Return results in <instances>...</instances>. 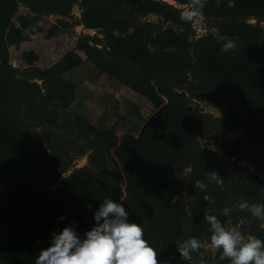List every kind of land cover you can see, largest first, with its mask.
<instances>
[{
	"label": "trees",
	"instance_id": "1",
	"mask_svg": "<svg viewBox=\"0 0 264 264\" xmlns=\"http://www.w3.org/2000/svg\"><path fill=\"white\" fill-rule=\"evenodd\" d=\"M76 3L80 17L70 23ZM19 6L25 11L19 13ZM181 10L164 0H0V264H35L51 232L66 224L83 235L95 223L92 210L106 198L121 203L129 221L141 224L158 264H230L220 260L219 250L206 247V207L225 227L230 220H245L244 233L264 240V220L235 207L238 199L264 204V29L259 25L264 0H235L231 7L228 0L219 5L208 0L201 14L212 20L216 34L197 37L191 22L179 19ZM49 14L55 22L44 27L40 20ZM148 14L158 21L140 20ZM74 24L96 29L101 37H78L46 66L37 65L34 49L22 50V68L10 62V46L37 33L56 37ZM225 37L235 40L236 49L220 51ZM81 54L153 107L164 105L165 126H147L139 137L119 136L112 127L69 112L75 84L64 73L82 63ZM193 101L210 102L221 108L220 115L196 103L192 109ZM232 130L238 132L220 144V157L245 160L258 175L244 167L230 175L200 143ZM73 155H86L88 162L61 177ZM210 171L223 178V187L194 188ZM191 236L204 247L184 258L176 247Z\"/></svg>",
	"mask_w": 264,
	"mask_h": 264
},
{
	"label": "clouds",
	"instance_id": "2",
	"mask_svg": "<svg viewBox=\"0 0 264 264\" xmlns=\"http://www.w3.org/2000/svg\"><path fill=\"white\" fill-rule=\"evenodd\" d=\"M208 0H190L189 7L179 13V19L191 22L202 13ZM219 5L220 0H216ZM235 0H228V6H234ZM232 37H225L220 51L228 53L236 49ZM209 183L223 187V178L210 171L206 180H196L194 188L204 191ZM204 200L214 205L212 196L205 194ZM92 209V205H88ZM235 207L247 210L252 217L264 220V204L249 203L238 199ZM93 211L94 225L83 235L72 225L66 224L59 231H53L49 244L41 248L35 264H158L157 251L144 238L140 223L129 221L125 207L111 198L100 202ZM228 215L230 209H221ZM59 219L63 220L61 216ZM204 219L209 225V243L220 251V260L228 259L230 264H264V240L255 236L245 239L241 229L226 228L212 207H206ZM204 247L201 239L191 236L176 247L180 256L190 258L191 254ZM159 264H168L167 261Z\"/></svg>",
	"mask_w": 264,
	"mask_h": 264
},
{
	"label": "rangeland",
	"instance_id": "3",
	"mask_svg": "<svg viewBox=\"0 0 264 264\" xmlns=\"http://www.w3.org/2000/svg\"><path fill=\"white\" fill-rule=\"evenodd\" d=\"M164 1L172 3L182 10L190 5H179L174 0ZM18 11L19 13H22L25 11V8L23 6H19ZM80 13L81 9L76 3L72 6L67 20L70 23L75 22L79 19ZM55 18V15L49 14L44 16L40 22L44 25V27H47L51 23L55 22ZM140 20L157 22L158 17L155 14H148L145 17H141ZM248 22L254 23L253 19L248 20ZM211 24V19H207L200 14L198 18L191 21V28L194 30V35L196 37L203 32L204 28L206 31H211L216 34V30L211 26ZM259 25L264 29V21L260 22ZM83 35H96L101 37V34H99L96 29L86 28L82 24H74L58 36L48 39L44 38L43 33H37L33 34L28 40L22 42L17 47L10 46L9 60L13 66L22 68L24 66L21 59L22 50L34 49L38 52L40 58L37 65L41 67L46 66L56 61L63 53L71 49L77 38ZM81 55L83 57L82 63L64 73L66 80L75 84V98L70 103L68 111L81 114L94 125L112 127L119 136L127 134L137 136L143 124L152 114H154L156 110H158V108L153 107L152 104L142 95L101 72L91 62H89L83 54ZM193 102L190 103V107L192 109H194L196 103L198 104V108L202 111L211 113L213 116L220 115L221 108L213 106L208 101ZM237 132L238 130H232L224 136L201 139L200 143L207 152H214V156L219 157L218 161L225 167L230 175L236 174L241 167L248 169L253 175H258L257 170H255V168L245 160H239L238 162L233 163V158L224 159L222 156L220 157V144L228 139L234 138ZM43 146L46 148L45 144H43ZM87 162L86 155H73L70 167L61 175V177L69 173L74 167L83 166ZM188 170L189 168L187 167L181 170V180L184 181L186 179ZM60 178L52 185V187L59 184ZM185 190L186 187L183 188L184 194L186 193ZM175 197L176 195L174 198ZM242 221L234 223L230 220L227 222L226 228L235 227L241 229L245 239H247L249 235L244 233L247 229L246 221L244 225H242ZM206 247L210 250L214 249L210 243H207Z\"/></svg>",
	"mask_w": 264,
	"mask_h": 264
},
{
	"label": "water",
	"instance_id": "4",
	"mask_svg": "<svg viewBox=\"0 0 264 264\" xmlns=\"http://www.w3.org/2000/svg\"><path fill=\"white\" fill-rule=\"evenodd\" d=\"M162 107H164V105H162L160 108H158V110H156L154 112V114H152L150 116V118L141 127V130H140L139 134L137 136H135V137H139L143 133L144 129L147 126H152V127H158V126L159 127H164L165 126V122L162 120L161 114H160V109ZM127 135H131L132 136V134H127ZM244 223H245V220L242 221V225H244Z\"/></svg>",
	"mask_w": 264,
	"mask_h": 264
},
{
	"label": "built area",
	"instance_id": "5",
	"mask_svg": "<svg viewBox=\"0 0 264 264\" xmlns=\"http://www.w3.org/2000/svg\"><path fill=\"white\" fill-rule=\"evenodd\" d=\"M253 21H254V20H253ZM205 31H206V29L204 28V29H203V32H202V33H200V34H199V36H200L201 34H203Z\"/></svg>",
	"mask_w": 264,
	"mask_h": 264
}]
</instances>
